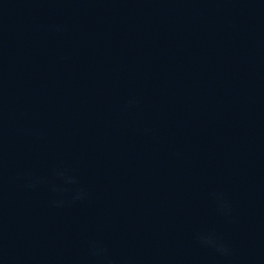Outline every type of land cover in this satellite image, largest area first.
Returning <instances> with one entry per match:
<instances>
[{
    "label": "water",
    "instance_id": "obj_1",
    "mask_svg": "<svg viewBox=\"0 0 264 264\" xmlns=\"http://www.w3.org/2000/svg\"><path fill=\"white\" fill-rule=\"evenodd\" d=\"M0 264H264V0H0Z\"/></svg>",
    "mask_w": 264,
    "mask_h": 264
}]
</instances>
